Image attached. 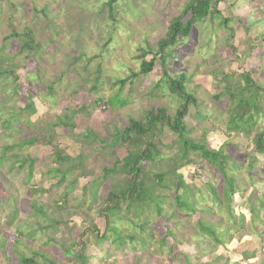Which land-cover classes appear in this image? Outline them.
<instances>
[{"label":"rangeland","instance_id":"obj_1","mask_svg":"<svg viewBox=\"0 0 264 264\" xmlns=\"http://www.w3.org/2000/svg\"><path fill=\"white\" fill-rule=\"evenodd\" d=\"M107 1L0 0V68L17 78L14 82L13 77L0 75L3 92L0 102L19 113L29 102L26 92L31 89L37 110L30 118L26 112L21 120L15 117L8 132L0 128V157L2 146L18 144L19 138L28 131H42L59 144L65 156L84 158V170L75 171L73 178L69 176L62 186L57 185L59 178L47 174L48 169L56 167L50 147L39 144L20 150L23 157L31 155L42 161L30 181H25L27 172L20 171L18 166L9 173L12 160L2 163L0 158V264H18L21 256L34 254L45 255L60 264H73L63 255V245L82 235L90 223L102 235L105 228L98 210L109 192H118L125 185L124 176L119 172H104L113 169L116 159L126 156L123 148L113 144L112 136L127 127L130 119H143L151 109L166 107L173 115L180 105L178 98L161 82L163 69L156 52L158 41L166 35L170 21L180 15L186 0H118L113 18L105 8ZM219 10L225 17L234 19L229 24L233 40H227L228 30L218 29L216 23L201 24L192 40L180 41L173 48L165 70L171 78L186 75V89L198 101L197 108L190 109L186 120L190 137L227 157V173L236 177L240 188H248L256 181L253 188L258 189L257 196L264 194V185L258 183L264 180V154H254L253 144L245 134L227 136L224 126L229 119L226 104L230 95L241 92L243 73L258 68L256 81L264 87V21L260 19L264 18V0H223ZM12 30L19 34L30 30L40 46L38 53H20L21 44L17 39L6 41ZM228 45L237 48L235 57ZM144 52L151 54L143 57ZM155 57L153 71L140 75L143 60L149 62ZM121 81H125L123 86L118 83ZM13 86H18V90L9 98L6 90L12 91ZM258 104L263 105L260 101ZM2 110L6 114V108ZM72 112L76 115V129L50 127L57 118ZM201 119L205 121L201 123ZM27 122L32 124L29 130ZM260 126L264 127L263 121L253 130ZM89 132L97 138H89ZM159 138L162 156L142 168L147 185L154 182L155 175L167 174L162 186L154 185L152 189L153 197L159 196L164 221L158 218L153 205L150 211L143 209L144 215L135 220L131 211L129 217L114 223L126 231V236L137 238L130 241L124 237L122 247L113 245L111 240L98 242L97 232L87 233L84 241L89 248V264H148L152 263L151 259L178 264L167 254L172 240L168 239L164 248L159 244L168 229L179 236L178 242L183 241L174 246L177 254L192 256L204 252L200 261L194 257L192 264L196 261L223 264L226 260L229 264H252L246 257L264 260V235L262 239L254 235L252 212L247 203L248 194L253 190L248 188V193L236 194L232 204L234 212L228 215L206 187L209 182L219 188L223 181L219 172L208 165L203 169L204 161L198 158V152L189 153L195 164L182 166L185 161L179 157L182 148L178 136L166 129ZM234 163L243 166L234 170ZM250 165L254 166V174L249 175ZM174 169L192 190L194 200H199V210L207 211L204 220L223 226L218 229L221 232L225 231L224 227L230 228L228 237L222 238L224 246H216L198 233L199 214L188 215L177 209L176 196L182 191L176 188ZM252 175L253 180L249 179ZM75 178L76 184L68 186ZM43 202L49 204L45 210L61 221L60 225L46 228L47 223L31 208L32 204ZM54 202L59 203L55 206ZM256 210L260 220L255 221L254 227L261 233L264 212L258 207ZM174 213L179 216L168 221ZM240 217L242 223L238 220ZM125 219L134 220L136 225H130ZM233 219L238 223L234 224ZM145 220L148 222L142 232L139 226ZM176 222L179 224L175 225ZM242 225L244 230H240Z\"/></svg>","mask_w":264,"mask_h":264},{"label":"trees","instance_id":"obj_2","mask_svg":"<svg viewBox=\"0 0 264 264\" xmlns=\"http://www.w3.org/2000/svg\"><path fill=\"white\" fill-rule=\"evenodd\" d=\"M118 0H108L106 2L105 8L108 9V12L113 18L114 6ZM223 0H186L184 8L182 9L179 16L170 21L168 25V31L166 35L161 38L157 43V52L156 56L159 58L160 65L163 69V76L161 82L166 84L169 91L175 95L180 101V105L178 109L174 112L173 115L170 114L168 108H157L151 109L147 111L143 117V119L134 120L130 119L127 127L122 129L120 132H116L113 137V144L116 147H121L125 150L126 156L123 159H116L113 164V169H105V174L109 172H119L124 176V186H120L118 192H109L104 199L103 205L98 210L99 220L104 223V232L102 235H99V229L95 224H89L88 229H86L82 235L75 237L67 245H63L62 253L63 255L70 259L73 264H89V259L87 256L88 252V244L84 241L87 233L94 235L95 232L98 233L96 235V239L98 242L109 241L113 245L124 246V237H127L130 241H134L137 238L134 236H126V231H122V229L115 227L114 223L117 221H123L124 217L130 215L131 211H133L132 218L135 220L141 215H144V211H150L151 205L156 206V211L158 218L164 221V215L162 214V208L159 203V196L153 197V186L157 185L158 187L162 186L167 174H159L154 176V182H150V185H147L146 178L143 170V166L147 163L154 162L156 158L161 157V151L159 147L161 146L160 136L164 132V130L168 129L172 133L178 136V140L181 146V154L179 155L182 161V166L185 165H193L195 164V160L189 158L190 152L200 153L198 158H201L204 161V168L208 166L215 168L219 174L222 176V183L219 188H215L214 184L207 183L206 187L210 191L215 202L220 204L228 213L231 215L233 210V202L236 194H246L248 193V188L252 189V192H249L247 203L252 212L251 218V228L254 231V235L258 239H262L264 235V226L263 231L259 233L257 228H255V221L259 218V214L257 213L256 207L259 210L264 212V194L258 193L256 196V188H253L256 185V181L251 183V186L248 188H240L238 182L236 181L235 176H231L227 173L226 170V162L227 157L224 156L221 152L209 150L205 144L197 143L190 136L191 131L188 130L186 120L188 115L190 114V109L193 107L197 108L198 101L197 99L190 94L186 89V82L188 78L186 75H181L178 78H171V76L165 70L167 59L172 57L173 48L180 41L189 42L192 40L194 31L198 28L199 25L204 24L208 21L214 22L217 24V28H225L228 30L229 35L227 40H233V29L229 27L230 21L234 20L232 18H227L223 15V12L219 10V5ZM252 13H255L252 11ZM261 21H264V18H260ZM258 21V20H257ZM260 22V21H258ZM241 24V22H239ZM257 24V23H253ZM17 39L20 44V53H25V51L30 54H36L39 51L40 46L36 43L33 34L30 30L24 31L22 34L11 31V35L6 38V41L9 39ZM234 57L237 55V48L228 45ZM151 54L143 53V57H146ZM156 57L151 61L146 62L143 60L141 64L140 75H148L151 73L155 67ZM238 60V59H236ZM250 70L241 75L242 79V90L239 94V100L237 99V94L233 93L230 95V101L226 104V110L229 114V119L225 124L227 136H232L234 134H245L249 140L253 144V151L256 155L264 154V127L260 126L258 129L253 130L259 122H264V87L256 81V76H258L260 71ZM261 74V73H260ZM0 75H9L13 77V81L16 82L17 78L13 73L7 72L4 68H0ZM263 76V75H261ZM136 77L135 74L132 76ZM121 86L125 84V81L118 82ZM264 83V82H263ZM13 90H6L7 97L16 95V89L18 86H13ZM161 89V88H159ZM163 89V88H162ZM18 90V89H17ZM2 93V94H1ZM3 96V92H1L0 85V97ZM26 97L29 99V102L25 105V107L19 110V113H14V108L8 106L7 103L0 102V117L2 120L0 121V128L8 132L11 129V126L14 122L15 117H24L25 112L29 113L28 117L33 116L37 110L33 98V91L31 89H27ZM218 99V98H217ZM237 100V101H236ZM260 101L263 105L258 104ZM102 106L101 104H99ZM106 105V104H105ZM108 105V104H107ZM111 105V102H110ZM7 110L6 114L2 109ZM107 108V107H106ZM83 110H88L84 108ZM81 111V110H80ZM76 115L74 112L65 113L63 118H57L54 124H50V127L54 128H70L71 130L76 129L75 118ZM205 121L201 119L202 123ZM18 122V121H16ZM21 123V122H20ZM224 123V122H223ZM28 127V130L32 127L30 122L25 124ZM223 126V125H222ZM24 128V126H22ZM26 128V127H25ZM207 133L205 130L204 134ZM89 138L96 139L95 134L89 132ZM18 144L13 143L9 145L2 146L1 151V160L5 163L10 159L12 162L8 165V172L12 173L13 168L18 166L20 171L27 172V178L25 181H30L32 175L34 174L35 169L42 162L40 159L33 158L31 155H27L23 157V154L20 153V150H24L27 148L34 147L36 145H42L46 147H50L53 155V164L54 168L48 169L47 174L53 178H59L58 186H62V184L66 183L65 180H68V177H72L75 171H81L83 169V156L79 155L77 158L73 159L70 156H65L64 152L60 149L59 144H55V140L50 136H46L44 133H32L29 132L22 138H19ZM104 145L107 144L102 141ZM10 152H15L11 154ZM67 165V166H66ZM66 166V167H65ZM180 166V165H179ZM242 164L237 165L233 164L234 170H240L242 168ZM248 174H254V166L250 165L248 167ZM84 170V169H83ZM173 174L177 177V186L176 188L179 191H182L180 195L176 196L175 205L177 209L181 212H187L188 215L199 214V218L196 221V228L199 234H203L205 238H209L214 245L216 246H224V242L222 238L228 237L227 232H229V227H224L225 231L221 232L218 229L223 228V226L217 227V224L210 223L204 220L206 210H199L200 207L199 200H194V195H191L192 190L189 189L183 180L182 175L177 174V170H173ZM251 180H253V175L250 176ZM77 179H72V182L69 183L68 186L75 185ZM261 181V180H260ZM258 181L261 185H264V180L261 182ZM196 189V188H194ZM198 193L201 191L196 190ZM220 195V196H219ZM243 197V196H242ZM60 202V200H59ZM59 202H54L55 206L58 205ZM45 205H49L47 202H43V204H32L31 208L35 210L37 215L43 219L44 223H47L46 228H54L57 224L60 225L61 221H56L52 215H49L45 210ZM207 205H209L207 203ZM208 212H211L209 210ZM179 215L174 213L167 220H173ZM234 217V216H232ZM16 218V217H15ZM243 218H239L238 220L242 223ZM127 223L132 226L136 225V222L131 219H125ZM260 219H258L259 221ZM148 220H145L139 227L142 232L145 230V226ZM65 223V222H64ZM233 223L237 224L238 222L233 219ZM66 224V223H65ZM153 223L151 222V225ZM158 224V222H157ZM179 223L176 222L175 225ZM182 224H180L181 227ZM222 225V224H221ZM240 230H244L243 225L240 226ZM110 234V236H109ZM179 236H176L173 229H168L164 237L159 241L161 247H166V243L168 239L172 240V245L168 246L167 254L171 261H174L178 264H192L191 260L195 257L197 261H200L201 255L204 252L198 253L195 255H188L185 253H176L174 246L176 244H181L182 242H178ZM60 243H63L60 240ZM159 246V247H160ZM163 247V248H164ZM254 253V252H249ZM151 259V258H150ZM248 261L252 262V264H264V260H254V258L246 257ZM152 263L148 262V264H162L159 263V260H152ZM196 261L195 264H198ZM169 262L163 263L168 264ZM18 264H60L55 259L47 258L42 254H34L32 257H23L19 260ZM223 264H229V260H226Z\"/></svg>","mask_w":264,"mask_h":264}]
</instances>
